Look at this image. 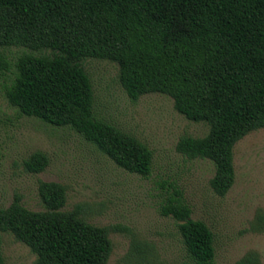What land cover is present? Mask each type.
Listing matches in <instances>:
<instances>
[{
    "label": "trees",
    "instance_id": "16d2710c",
    "mask_svg": "<svg viewBox=\"0 0 264 264\" xmlns=\"http://www.w3.org/2000/svg\"><path fill=\"white\" fill-rule=\"evenodd\" d=\"M22 48L13 62L8 48ZM85 59L111 62L127 98L147 94L172 100L187 121L207 133L181 136L175 151L208 160L212 192L223 197L234 182L232 150L264 128V0H0V78L7 104L18 115L66 127L116 167L140 177L151 170V151L96 117ZM41 152L23 161L41 173ZM43 207L31 211L14 196L0 208V232L35 255L34 264H107L117 227L94 226L79 206L63 211L64 186L39 182ZM176 221L189 264H213L214 237L180 198L162 208ZM0 264H4L0 254ZM233 264H260L247 253Z\"/></svg>",
    "mask_w": 264,
    "mask_h": 264
},
{
    "label": "rangeland",
    "instance_id": "374dc122",
    "mask_svg": "<svg viewBox=\"0 0 264 264\" xmlns=\"http://www.w3.org/2000/svg\"><path fill=\"white\" fill-rule=\"evenodd\" d=\"M22 50L11 47L5 54L13 62ZM82 66L91 82L96 117L151 151L150 174L143 178L116 167L66 127L18 115L4 97L9 77L0 78V208L18 196L28 210L41 211L38 183H58L65 188L63 211L79 206L89 224L119 229L109 234L107 264H189L176 221L162 214L169 199L180 198L190 209L189 218L212 232L213 264H233L247 253L264 264V128L234 145V182L219 197L209 186L211 162L189 160L175 151L181 136H204L206 124L187 121L164 95L130 101L111 62L85 59ZM35 152L48 158L38 174L23 167ZM0 254L4 264L35 263V255L8 233L0 232Z\"/></svg>",
    "mask_w": 264,
    "mask_h": 264
}]
</instances>
